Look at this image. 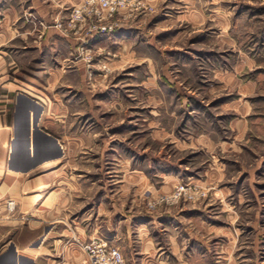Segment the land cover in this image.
Listing matches in <instances>:
<instances>
[{
  "label": "rangeland",
  "instance_id": "obj_1",
  "mask_svg": "<svg viewBox=\"0 0 264 264\" xmlns=\"http://www.w3.org/2000/svg\"><path fill=\"white\" fill-rule=\"evenodd\" d=\"M141 1V10L130 0L102 21L95 15L76 18V10L96 9L97 0H83L65 14L55 12L45 24L33 12L24 13L34 29L43 25L76 43L74 58L87 66L88 88L98 109L97 117L89 118L83 95L60 87L65 99L81 101L77 107L83 112L67 116L60 111V132L52 133L58 122L50 102L49 140L64 145L61 163L76 162L65 168L70 176L81 174V201L88 196L90 202H109L112 197L120 205L126 201L120 199V180L127 173L140 181L124 193L129 199L123 204L131 214L155 206L182 210L180 219L200 216L209 231L195 224L192 228L207 241L212 260L189 264H264V0ZM120 19L131 30L132 51L138 46L149 59L126 54L122 64L129 63L115 68L122 54H116L107 36L121 29ZM103 26L113 28L100 31ZM153 44L159 56H154ZM151 59L155 69L148 66ZM218 73H223L224 85ZM160 95L166 102L156 99ZM164 107L176 114L160 113ZM78 133L83 134L81 145L74 150ZM143 175L148 180L142 184ZM52 196L49 209L56 202ZM7 206L10 213L0 214V223L16 218L19 243L37 246L60 234L59 223L50 225L60 213L48 215L34 207L32 213L14 215L15 204ZM0 233L2 237L4 230ZM161 235L164 239L167 234ZM95 239L118 248L125 264H142L134 236L131 248L122 236ZM53 240L44 243L55 253ZM197 244H186V253L205 250Z\"/></svg>",
  "mask_w": 264,
  "mask_h": 264
},
{
  "label": "crops",
  "instance_id": "obj_2",
  "mask_svg": "<svg viewBox=\"0 0 264 264\" xmlns=\"http://www.w3.org/2000/svg\"><path fill=\"white\" fill-rule=\"evenodd\" d=\"M82 1L0 0V214L5 216L10 213L11 208L7 204L12 203L16 206L14 215L17 212L32 213L34 207L48 215L60 213L57 221L50 222V225L60 224V234L47 236L37 246L18 242L17 230L20 228L15 217L0 223V232L4 230L0 237V264H37L38 261L42 264H60V257L63 260L61 264H87L84 243L99 237L114 241L121 236L126 240L128 248H131L134 236L139 253L137 259L142 264H189L197 260L209 263L211 258L207 241L199 237L192 228L195 224L198 230L204 233L209 231L208 225L200 216L194 217L192 214L183 220L180 219L182 210H158L155 206L150 209L141 208L136 214H131L123 204L129 199L124 193L128 186L139 185L140 181L138 179L134 182V176L127 173L120 180V199H126L120 205L112 197L109 202H90L91 197L85 198L84 195L85 200L81 201V174L70 176L65 168L70 166V162L74 163V160L61 163L60 149L64 145L61 147L59 140L58 143L49 140L50 102L51 112L56 114L58 122V130L52 133L60 132L59 122L63 116L60 111H66L67 116L71 112L73 116H79L83 112L77 107V103L81 101L65 99L60 94V87L72 88L75 95H83L89 118H96L98 109L94 108V94L88 88L87 66L74 58L76 43L43 25H36L34 29L27 22L24 13L33 12L40 23L45 24L49 23L53 13L61 10L64 13ZM123 20L120 19L121 29L107 36L108 41H112L111 46L115 47L116 54H122L116 61L121 65L115 68L129 63L127 61L122 64L126 54L130 57L133 54L136 59L143 61L149 59L146 58L149 55L140 51L138 46L132 51V42L128 38L131 30L127 28L126 20ZM150 22L151 20L147 24ZM153 45L157 51L154 56H159L161 52ZM148 66L155 69L153 60ZM218 75L224 85L223 73ZM155 81L152 82L154 88ZM156 99L166 102L161 95L156 96ZM166 108H160L159 112H167L170 116L176 114V110ZM81 135L83 134L78 133V137H73L75 142L72 149H78L81 145ZM173 177L176 178L175 175L167 176L169 179ZM140 179L143 184L148 177L143 175ZM165 181L163 180L164 184ZM151 184H148V188ZM52 195L56 196V202L49 209L47 205ZM163 218L165 221L162 222ZM26 227L36 229L30 224H26ZM163 232L167 234L164 239L161 235ZM50 238L54 239L50 245L57 248L55 253L54 249L45 246L44 242H48ZM193 241H197V245L205 250L186 253L184 246H190ZM167 250L169 254L164 255L168 253Z\"/></svg>",
  "mask_w": 264,
  "mask_h": 264
},
{
  "label": "built area",
  "instance_id": "obj_3",
  "mask_svg": "<svg viewBox=\"0 0 264 264\" xmlns=\"http://www.w3.org/2000/svg\"><path fill=\"white\" fill-rule=\"evenodd\" d=\"M94 0H91V2ZM135 2V10L139 11L143 7L141 0H131ZM88 5H90V3ZM98 7L90 8L85 6V10H76L77 19H85L89 16L95 15L98 21H102L105 17L112 16L120 12L122 8L129 5L130 0H97ZM112 26H103L100 31L107 29L112 30ZM183 189V188H182ZM90 264H125V259L122 252L116 248L108 245L103 239H93L83 245Z\"/></svg>",
  "mask_w": 264,
  "mask_h": 264
}]
</instances>
